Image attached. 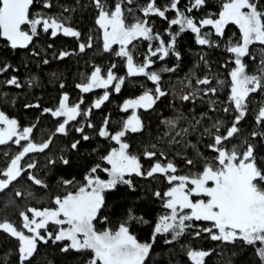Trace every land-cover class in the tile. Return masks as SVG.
Returning a JSON list of instances; mask_svg holds the SVG:
<instances>
[{
  "label": "snow or ice",
  "instance_id": "6c2138e0",
  "mask_svg": "<svg viewBox=\"0 0 264 264\" xmlns=\"http://www.w3.org/2000/svg\"><path fill=\"white\" fill-rule=\"evenodd\" d=\"M207 2L186 0L181 7V0H163L162 4L157 0H89L87 7L94 12V29L90 31H96L98 35L90 34L87 41L79 42V52L92 48L94 39L98 40L103 53L124 62L126 75L116 74L115 63L106 70L94 66L75 87L85 94L102 89V95L90 107L82 109V97L70 103L68 93H63L55 108H44L41 112V115L55 119L57 125L55 131L40 143L34 142L32 135L36 124L21 127L17 119L0 110V146L11 143L20 149L6 160L5 167L0 168V193L23 177L30 186L25 191L16 190L15 196L39 202L40 198L31 187L36 186L47 194L49 204L43 208L29 204L18 213L19 225L6 216L0 218V233L17 241V264H33L41 244L55 245L63 254H80L81 264H178L174 257L177 255L175 245L179 244V253L186 257L185 264H206L216 248L205 250L181 243L185 236L192 240L218 242L217 247L233 246L241 251L250 247L256 264H264V155L247 141H244L246 146H225L226 141L240 132L238 126L249 114L252 94H264V0H220V8L215 14H206L199 20L191 15L205 8ZM53 7V0H0V42H3L0 76L10 69L19 71L4 59L7 54L23 51L39 56L40 53L31 50L30 46L34 48V41L42 34L51 40L61 35L81 40V32L70 26L71 16L63 14L76 9L60 5L61 12L50 14ZM169 12L174 13L171 18L167 15ZM151 17L167 21V41L154 30L155 22ZM229 25L238 29V36L226 35ZM174 27L176 30L172 31ZM185 32L193 34L196 45L222 48L228 54L220 65L227 70V79L205 75L195 77L193 84V79L185 77L180 81L182 87L179 89L173 86L169 91L162 86V74L174 73L180 65L176 63L169 67L164 64L159 69H154V65L169 57L177 62L182 59L177 42ZM140 41L148 42L147 51L143 59L136 62L135 42ZM52 47L48 44V48ZM71 54L61 51L55 58L63 60ZM199 60L210 71L206 53L201 52ZM40 63L47 65L49 61L45 58ZM252 64L255 67L250 71ZM127 77H143L153 87L145 88L138 97L123 102L120 111H131L117 130L113 132L109 128L107 116L97 128L89 120L93 109H100L112 93L119 94ZM26 83L31 87L33 81ZM3 85L16 89L25 86L16 75L5 79ZM209 85L212 86L207 87ZM225 86L228 94L222 111L231 116V123L225 127L224 121L217 119L211 127L203 128L199 135L210 139L205 147L214 154L204 155L188 137L198 132L202 121L208 118V112L218 110V101L212 98ZM7 95L0 93V97ZM169 95L182 104L191 105L188 110L191 115L175 108L172 117L160 121L163 129L155 137L158 143H150L142 153H133L129 139L145 131L139 110L150 112ZM198 101L208 105V111L200 113L199 117L195 115ZM24 107L40 108V105L26 104ZM72 122L78 123L75 132L79 138L73 139L67 149H60V155L47 158L44 167L48 168L51 180L32 171L37 167L36 162L22 163L29 154L45 153L50 149L55 136H68ZM254 122L264 128V104L257 107ZM86 127L95 129L97 137L109 142L110 147L104 153L90 145L92 136L85 131ZM222 128L225 129L223 133ZM251 136H264V131H253ZM158 144L167 146L168 151L159 150ZM188 149L193 150L195 158L185 155ZM169 153H173V158H169ZM4 155L8 156L7 153ZM176 157L183 161L184 170L177 166ZM143 161L151 163L146 167ZM76 169L82 170L80 180L75 175L64 176L65 172ZM137 178L164 185L154 190L146 189L147 204L158 202L161 212L149 219L137 213L133 204L125 207L115 227H109L110 216L116 213L107 210L110 206L118 207L112 204L114 199L118 196L126 200L140 197ZM13 204L14 201H9L6 207ZM198 222H203V226ZM145 227L149 229L148 237L141 240L133 229ZM161 246H173L170 258L152 261L151 257ZM232 255L237 252L233 251Z\"/></svg>",
  "mask_w": 264,
  "mask_h": 264
},
{
  "label": "trees",
  "instance_id": "16d2710c",
  "mask_svg": "<svg viewBox=\"0 0 264 264\" xmlns=\"http://www.w3.org/2000/svg\"><path fill=\"white\" fill-rule=\"evenodd\" d=\"M54 7L50 10V14H56L62 11L60 5L73 7L76 10L72 13H63L65 16H71L70 26L81 32V40L77 41L75 38L57 36L54 40L48 39L47 36L41 35L35 41V47L30 49L39 52V56H31L27 52H19L18 54H7L4 59L11 63L14 67H18V72H13L11 69L0 76V93H7V97H0V110L4 111L10 118L17 119L21 127L30 126L36 124L37 127L33 131L34 142L40 143L47 139L55 131L57 121L50 115H41L44 108H55L58 105V101L63 93H68L70 97V103L77 102L81 97L84 99V103L81 108H87L100 96L101 89L95 90L91 93H80L75 87L77 83L82 82V77L87 76L91 73L94 66H100L106 70L112 63L117 64V68L114 69L118 76L126 75V67L124 62L119 58L112 56L109 53H103L98 40L93 41V47L85 50L84 53H80L78 49V43L81 41H87L88 36L91 34L96 37L98 33L96 31H90L94 29V12L90 7H87L89 0H80L77 4L76 0H53ZM158 4H162L163 0H157ZM186 3V0H181V7ZM220 8V0H208L205 8L200 11H194L191 15L195 16L197 20L205 16L206 14H215ZM49 11V10H44ZM170 18L174 13L169 12L167 14ZM154 23V30L160 32L162 37L167 41L168 36L165 33V29L168 27L167 21L160 20L158 17H151ZM129 22H132V18L129 17ZM174 27L172 31H175ZM236 34L238 36V29L234 25H229L226 29V35L232 36ZM137 47L134 51V58L136 62L143 59V54L147 51L146 41L135 42ZM48 44H52V48H48ZM131 47V46H130ZM0 49H3V42H0ZM177 50L181 52L182 59L177 62L173 57H169L166 61H157L154 65V69H159L164 64L172 67L176 63H179V67L174 73H163L162 74V86L171 91L173 86L177 89L182 87L180 81L185 80V77L193 79L195 83V77H203L205 75H215L220 79H227V70L222 68L220 65L225 62L227 55L222 48H202L196 45L194 36L190 32H185L178 38ZM61 51H67L72 53L63 60L56 59ZM7 52V50H5ZM201 52L206 53V58L210 65L209 68L205 67L203 62L199 60V54ZM48 59L47 65L40 63L43 59ZM156 59V58H153ZM247 60V58H246ZM255 67V64L251 65L250 71ZM194 74V75H192ZM12 75L19 77L20 82L25 86L20 89L14 87L9 88L3 85V81ZM32 80L33 84L31 87L27 85V81ZM64 84L61 88L60 85ZM215 85V81H213ZM209 85L207 87H210ZM153 85L143 77H127L125 85L119 94L112 93L109 101L105 102L100 109H93L92 115L89 120L96 125L98 128L103 119L107 116L110 120L109 128L114 132L118 129L120 122L127 118L128 113L120 111V106L123 102L130 98L138 97L145 88H151ZM206 87V86H201ZM185 92L187 88L183 89ZM111 91V90H109ZM228 87L225 86L221 89L215 99L218 101L216 104V112H208V118L202 121V125L199 127L197 133L189 136L188 139L196 144L197 147L204 155H214L211 153L205 145L210 143V139L207 136L201 137L200 132H203L204 127H211L212 123L221 119L224 121L225 127L230 126L231 116L226 115L222 108L225 106L223 103L227 100ZM208 98H205L207 100ZM251 103L249 105L250 111L246 118L241 121L240 132L231 140L225 142V146L231 148L233 145H244V141L248 144H252L254 149L264 155V136H257L253 138L251 133L253 131H264V128H260L254 122L255 112L259 105L264 104V94L255 93L250 97ZM14 101V103L12 102ZM39 104L40 108H25L26 104ZM175 108H179L185 112L186 115L189 113L191 105L182 104L178 100H174L172 95L162 98V101L158 102L155 109L150 112H144L139 110L141 119L145 123V131L143 134H136L129 139L131 144V151L135 154L142 153L145 147L150 143H158L155 139L158 131L163 129V125L160 121L164 118H170L175 114ZM208 111L207 103L197 102L195 107V115L199 117L202 112ZM62 119V118H61ZM86 123V121L84 122ZM78 126L77 122L70 124L71 131L68 136H55L53 144L50 149L46 150L45 153H33L25 157L26 162H36L37 167L32 171L40 177H45L51 180V174L48 172V168L44 167L47 163L49 156L56 157L60 155V149H67L70 142L79 138V134L75 132V127ZM224 128L221 129V133L224 132ZM85 131L92 136V140L89 142L91 146L99 149V153H104L106 149L110 147L109 142L104 141L95 135V129L87 128ZM24 143V142H22ZM246 146V145H244ZM159 150L168 151L167 146L158 144ZM19 147L14 144H8L0 146V168L5 167L6 160L16 154L19 151ZM151 150V149H149ZM241 151L243 148L240 149ZM5 153L8 154L5 157ZM185 155L189 158H195L192 149L185 151ZM169 158H173V153H169ZM147 167L151 162L143 161ZM175 162L179 168L185 169V165L181 159L175 158ZM82 170L76 169L73 172H65L66 178H71L75 175L77 180L81 179ZM30 186V182L26 181L25 178H21L17 182H14V186L0 193V218L7 217L9 220L16 222L19 225V211L24 210L29 204L35 207H48V196L47 194L36 186H31L35 195L40 198L32 200L31 198L25 199L23 197H16L15 191H25ZM164 185L158 184L154 181L142 180L137 178V190L141 193L140 197L135 200H126L123 196H118L117 199L112 201V204L118 205L115 209L109 207L107 210L109 213L115 211V215H111L110 219L112 223L109 227H115L119 221L120 214L124 212L125 207L136 205L135 211L140 214H144L147 218L152 219L157 216L160 212L159 203L147 204L148 195L147 190H154L156 188H162ZM9 201H14L13 205L7 206ZM147 205V206H145ZM203 226V222H198ZM103 228V225H98ZM133 231L137 234L138 238L145 240L148 237V228H134ZM188 243L194 248H203L205 250L210 248H216V252L209 258H207L206 264H228L231 260L232 264H256V258L253 255V250L245 248L242 251L233 248V246L220 245L217 247L218 242H212L206 239L192 240L189 236H185L181 243ZM16 244L17 241L7 236V234L0 233V261L3 264H17L16 259ZM163 248V251L161 250ZM156 249V253L151 257L152 261H167L169 253L173 251V246H161ZM180 245H175V251L177 255L174 259L178 264H185L186 257L179 253ZM236 251L237 255L233 256L232 252ZM218 253H222L218 255ZM90 255V254H88ZM33 264H81L80 254H63L58 251L55 245H39L38 251L33 258ZM190 264V262H187Z\"/></svg>",
  "mask_w": 264,
  "mask_h": 264
},
{
  "label": "rangeland",
  "instance_id": "374dc122",
  "mask_svg": "<svg viewBox=\"0 0 264 264\" xmlns=\"http://www.w3.org/2000/svg\"><path fill=\"white\" fill-rule=\"evenodd\" d=\"M101 91H102V92H101V94H102V93H103V90L101 89ZM130 111H131V110H130ZM130 111H129L128 115L130 114Z\"/></svg>",
  "mask_w": 264,
  "mask_h": 264
}]
</instances>
